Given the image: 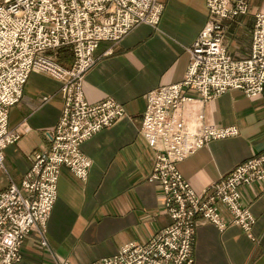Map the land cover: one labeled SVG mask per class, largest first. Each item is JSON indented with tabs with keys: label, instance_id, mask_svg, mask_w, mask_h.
Returning a JSON list of instances; mask_svg holds the SVG:
<instances>
[{
	"label": "built area",
	"instance_id": "obj_1",
	"mask_svg": "<svg viewBox=\"0 0 264 264\" xmlns=\"http://www.w3.org/2000/svg\"><path fill=\"white\" fill-rule=\"evenodd\" d=\"M206 4L210 18L188 49L184 78L149 91L141 120V131L155 149L150 178L162 188L172 223L149 241H130L92 264H197L193 245L199 219L220 231L236 225L252 236L256 216L243 205L240 188L264 183V152L201 193L178 167L210 141L239 134L236 126L214 124L196 131L177 129L172 111L193 101L192 93L205 102L231 90L250 98L264 93V12L255 14L250 55L236 59L224 43L225 22L247 15L248 1L206 0ZM163 12L159 0H0L1 169H5L6 148L21 137L10 129L9 116L31 74L42 71L58 79L63 97L61 117L49 133L51 148L32 157L21 186L12 182L0 190V264L21 262L25 238L46 228L62 168L81 180L88 178L92 161L82 150L84 142L126 116L124 105L113 97L97 103L86 98L85 79L97 61L100 43H119L140 24L158 28ZM64 48L73 55L70 66L60 60ZM221 207L229 211L230 221L222 216Z\"/></svg>",
	"mask_w": 264,
	"mask_h": 264
},
{
	"label": "crops",
	"instance_id": "obj_2",
	"mask_svg": "<svg viewBox=\"0 0 264 264\" xmlns=\"http://www.w3.org/2000/svg\"><path fill=\"white\" fill-rule=\"evenodd\" d=\"M247 1V15L225 22L224 43L236 59L250 55L255 14L264 12V0ZM159 2L164 12L158 28L137 25L119 43L103 41L96 50L97 61L84 83L86 98L97 103L113 97L124 105L126 116L82 145L92 161L86 180L62 168L47 226L25 238L24 257L17 264H92L130 241H149L171 225L162 188L150 178L155 149L141 131V120L149 91L184 78L190 62L188 49L210 13L206 0ZM60 60L66 66L72 64L69 48L60 51ZM61 85L49 74L35 71L21 101L11 108L9 127L21 137L5 150L0 190L12 182L21 186L32 157L51 148L49 133L63 108ZM192 95L193 101L172 111L177 129L196 131L210 124L239 128L238 135L212 140L178 164L185 179L201 193L264 152V93L250 98L231 90L208 102ZM240 191L243 205L256 216L252 236L236 225L220 231L199 219L193 245L197 264H264V183L245 185ZM221 213L230 221L225 207Z\"/></svg>",
	"mask_w": 264,
	"mask_h": 264
}]
</instances>
